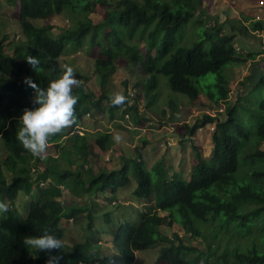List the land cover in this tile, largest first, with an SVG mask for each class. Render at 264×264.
Here are the masks:
<instances>
[{
    "label": "trees",
    "instance_id": "1",
    "mask_svg": "<svg viewBox=\"0 0 264 264\" xmlns=\"http://www.w3.org/2000/svg\"><path fill=\"white\" fill-rule=\"evenodd\" d=\"M6 2L18 8L17 22L23 38L5 44L8 37L17 34H4L0 27V200L9 205L7 214L0 216V264H45L47 252H34L23 244L25 236L40 235L45 230L62 242L63 249L52 250L53 255L60 257L59 264H131L137 252L155 246L159 249L153 264H264V162H260L264 158V149L260 148L264 141V57L254 60L261 50L239 52L234 41L236 36L242 40L253 36L255 30H263L264 21L245 15L250 27L237 19L222 32V23L217 24L209 14L211 0ZM98 8L103 13L94 22L89 14ZM60 14L71 23L56 35L51 33V24L36 22ZM206 18L208 24L204 22ZM191 19L200 25L198 28L203 27L201 38L188 47H175L177 31ZM211 39L210 47L204 49V41ZM5 45L10 47V53L4 51ZM86 45L89 51L98 47L107 56L94 57L100 93L94 95L84 81L74 85L75 121L53 134L44 153L29 162L33 155L15 137L21 113L35 107L34 90L23 78L30 77L38 87L46 88L49 81L62 73L60 56L65 50H80ZM113 54L124 57L140 73L133 71L135 82L128 91L124 82L125 100L120 105L111 104L109 99L114 94L108 90L115 71ZM28 55L39 59L35 69L26 62ZM249 61V73L240 80L239 93L235 99L229 98L230 78L224 66ZM207 73H216L214 92L207 93V99L214 106L223 104L222 110L213 115L203 113L191 125L171 122L169 118L178 120V113L174 114L176 105L173 101L164 102L166 106L157 105L161 92L158 76L166 77L169 89L193 100L199 93L193 79ZM139 102H145L146 107L155 105L153 111L162 116L170 111L167 121L176 125L173 132L178 136V144H182L181 151L185 149L186 136L191 138L196 130L213 124L209 156L204 157L200 147L192 142L193 165L188 178L182 173L170 174L162 158L146 167L140 147L147 146L149 140L143 136L131 163L128 156L122 155L117 168L100 167L93 163L99 156L93 152L88 135L73 131L80 118L92 111L137 126L147 119L138 111ZM112 141L110 132H98L93 144L107 151ZM49 146L54 147L56 155L48 153ZM73 163L77 164L76 169L72 168ZM38 164L43 169L36 176L31 168ZM128 173L136 183L132 195L141 201L144 211L140 210L135 219L118 214L120 221H115L112 211H108L102 218L105 230L100 225L96 227L97 216H93L91 205L96 193L108 189L112 193L111 203L117 189L128 184ZM47 178L46 187L34 186L37 180ZM58 182L74 194L85 192L88 199L84 205L65 204ZM19 193L31 196L21 218L20 211L12 207ZM83 213L84 237L68 247L59 223L62 219L76 221ZM174 224L190 238H200L204 246L186 245L176 233L166 235L160 230L162 225ZM202 225L206 232L200 229ZM230 226L236 237L231 241L237 242L234 250L230 248L232 242L227 243L229 236L225 234L224 238L217 233ZM104 231L110 235V245L101 246L97 236Z\"/></svg>",
    "mask_w": 264,
    "mask_h": 264
},
{
    "label": "rangeland",
    "instance_id": "2",
    "mask_svg": "<svg viewBox=\"0 0 264 264\" xmlns=\"http://www.w3.org/2000/svg\"><path fill=\"white\" fill-rule=\"evenodd\" d=\"M258 1L259 0H211V2L208 4V11L210 15L214 16L217 24L222 23V32H226L227 27L230 26L231 22L237 19H240L247 27H250L249 20L244 19V16L249 15L251 17V15L256 12V3H258ZM101 13H103V10L101 8H98L90 13L89 17L92 21L96 22L100 18ZM17 18L18 8L14 5L8 4L6 0H0V27L3 30V33L7 34L9 32L10 34H17L14 37H8L5 44H7L8 42L11 43V41H15L17 37L23 38L20 33ZM192 20L193 19L184 23L177 31L175 38V47H188L192 44V42L201 38L203 27L198 28V26L200 25ZM36 22L51 24L53 26L51 30V33L53 35H56L59 32L60 28L68 27L71 23L64 14L53 15L46 18V20H36ZM204 22L205 24H208L209 21L206 18ZM0 36H2V32L0 33ZM212 39L214 40V37ZM212 39L204 41V49H208L210 47ZM234 41L236 43V46L238 47L239 52H247L251 49L259 51L261 49L262 53L257 55L254 60L259 61L262 57H264V29L253 31V36H245L242 40L238 39L236 36ZM9 48L10 47L8 45H5L4 51L10 53L11 51L9 50ZM140 51L143 52L144 48L141 47ZM97 56L105 59L107 58L105 54L100 53L98 47H94V50L92 49L91 51H89L87 45L80 50H73V48L69 49L68 47V49L65 50V52L60 56L62 66L71 67L78 83L84 81V86L88 90H91L94 95H98L100 93L99 82L97 83L99 78L98 75L94 74V57ZM120 58L121 56L117 57L116 54H113L112 56V64L115 66V71L112 73L113 76L109 82L113 87H109L108 85V90L113 93L119 92L122 94V89L125 87L124 82H126L127 91L128 89H131L133 84L132 81L135 82L133 71L137 70L133 69V66H130L129 61L125 60L124 57V60ZM249 65L250 61L245 63H227L224 66V69L226 70V76L230 78L229 83L227 81L229 86V98L235 99V97L239 93L240 80H243L249 73ZM137 73L140 74L138 71ZM84 76H86L87 78L84 79ZM158 79H160L161 82L159 84V90L161 92L158 97L159 102L157 103V105L159 107H162L163 105L166 106V104H163L164 102L173 101L176 105V111L174 112V114L178 113V120L169 118L168 116H170V111L166 109V113L164 116H162V113L161 115H159V111H153L154 107H156L155 105L146 107L145 102H139V104L137 105L138 111L145 114V117L147 118L146 122H142L137 125V127H144L140 131H135L133 127H130L133 126L132 122H123L121 120L115 119L112 120L109 118L107 113L99 114L92 111L89 115L87 114L80 118L79 125L82 126L83 129L88 131L86 134L89 137V142L92 144V147L94 146V149L101 154L102 159L98 157L93 160L96 165L106 169L117 168L118 164L120 163V156L122 155L128 156L127 161L131 163L132 159L136 155L134 153L136 145L142 142L141 138L143 137L149 140V142L146 144L147 146L140 147V154L144 160L143 162H145L146 166H149L154 160H159V157L164 154L163 162H170L171 164H167L170 174L173 173V170H181L184 177H189V171L193 164L192 142L194 145L200 147V151L204 157L210 155L212 148L211 135L213 124H206L205 126H203V128L196 130L191 138L186 136L184 140L185 149L181 151L179 149H182V144H178V136L175 132H173L175 128L172 129V127H175L176 125L170 124L169 121H167V117L171 120V122L177 121V123L180 124L191 125L195 119L201 118L203 113L213 115L219 108H223V104L214 106L213 103H211L207 99L206 95L209 92H214V87L212 84L216 81V73H207L203 76L193 79L194 84L199 91L198 97L193 100H190L186 95L182 93L175 92L169 89L165 76L159 75ZM129 93L131 94L130 91ZM154 103L156 104V102ZM106 131L110 132L113 138L110 150L99 151L98 147L93 144L95 134H97L98 132ZM116 135H119V141L114 139V136ZM167 142L171 143L170 147L167 149L170 153L169 155L166 153H162L167 148ZM260 148L264 149V141L261 143ZM47 151L49 154L51 153L52 155H56L53 146H49ZM34 159V156H32L31 158L29 157V162L34 161ZM180 160L182 162L181 165ZM260 162H264V158H261ZM241 164L242 161L239 158V166ZM39 166L40 165L38 164L37 167ZM74 167L76 169V164L74 165ZM5 173L8 178L10 176L9 173L7 171H5ZM129 177L130 179L128 184L124 187L119 188L116 194L112 196L114 199V201H111L112 203H109L110 201L108 198L100 196L94 202V204H91L93 208L92 214L93 216H97V219L94 221L96 227L100 225V227H102L103 229L106 228L105 224L102 223V218L108 211H112L111 214L113 217H115V221H120V217L123 218L124 215L128 219H135L140 210L144 211V208L140 203L141 201H137L134 195H132V193L130 192V186L135 185V181L133 180L131 175H129ZM67 193H71L72 195ZM103 195H105V193ZM29 198L30 196L24 193H19V195L16 197V201L14 202L12 207L20 211L19 218L23 217L26 214L27 210H22L28 202ZM87 199L88 198L85 192L77 195L74 194L73 191H64V193L62 194V201H64L65 204L70 202H77L80 205H84ZM114 202L115 204H113ZM122 204H124V208L116 206ZM91 205L89 202L88 206L91 207ZM118 214L120 215V217L118 216ZM85 215L86 213L81 214L79 216L80 218L71 223L64 221L63 219L60 221L59 226L64 230L63 240L68 247L72 245V242H78L84 237V232L82 230L84 223L82 222L83 220H85ZM203 226L204 225H202L200 229H203L205 230L203 232H206V227ZM160 230L166 235L176 233L186 245L195 246L197 248H202L204 246L200 238H190L189 235L185 234L182 231L181 227L177 224H174L170 227H168L167 225H162L160 227ZM217 233L222 235V237L224 238L229 236V241L227 243L229 245V242H232L230 246L231 250L237 248V242L231 241L232 239L236 238L235 231H231V226L217 231ZM225 234H227V236H225ZM97 237L98 240L102 241V243H100L101 246L103 244L110 245V242H108L110 235L105 231L101 233V238L99 237V235ZM158 249L159 246H155L154 248H149L147 250L137 252L135 255V261H133V263L131 264H153L158 254ZM106 251L111 250L109 249Z\"/></svg>",
    "mask_w": 264,
    "mask_h": 264
},
{
    "label": "clouds",
    "instance_id": "3",
    "mask_svg": "<svg viewBox=\"0 0 264 264\" xmlns=\"http://www.w3.org/2000/svg\"><path fill=\"white\" fill-rule=\"evenodd\" d=\"M257 13H261L262 17L260 20L264 21V9H262L261 11L257 10ZM25 60L33 69H35L40 63L39 59L36 56H32V55L26 56ZM23 82L34 90V98L32 102L35 105V107L25 108L23 110V112L19 117L20 126L18 130H16L15 132V137L20 142L22 147L26 149L28 152H30L33 156H40L42 153H44L49 138L53 134L60 132L62 128L71 125L75 121L73 105L76 103L77 97L72 94V88L74 85H77L78 81L74 76L73 69L71 67L65 66L62 73L57 78L49 81L46 88L38 87V85L35 82H33V80L30 77H24ZM109 99L111 104L120 105L124 102L125 97L123 94L116 92L112 94L109 97ZM218 110L221 111L222 109L219 108ZM87 114L88 113H86V115ZM130 127H133L134 130L137 131H140L142 128H144L137 126H130ZM173 128L174 127H172V129ZM73 131H75L77 134H86L88 132L87 130L83 129V127L80 125L75 126L73 128ZM70 133H72V131ZM114 139L119 141L120 139L119 135L114 136ZM170 145L171 143L167 142V146H166L167 148L162 153H166L169 155L167 149L170 147ZM137 147L138 146L136 145V148ZM93 150L94 153L98 154V156L101 158V154L94 149V146H93ZM159 158L164 159V154L161 155V157ZM166 164L171 165L170 162H166ZM74 165L75 164L73 163L72 164L73 169H75ZM86 166L87 164H85V168ZM76 168H77V164H76ZM42 169L43 167L41 165L39 167H37L36 165L34 166V168H31V173L34 172V174L37 176V173L40 172V170ZM174 172H176L177 175L182 173L181 170L179 171L173 170V173ZM128 174L131 175V173ZM35 175L33 176L35 177ZM129 175L128 178L130 179ZM48 181H49L48 178L46 180L39 179L34 183V186L38 185L39 187L44 188L47 186ZM135 185L130 186L131 193L133 192L131 190ZM57 187H59L62 194L64 193V191L70 192L71 190L70 188L65 186V184L59 182L57 184ZM104 193L105 195H103ZM67 194L72 195L71 193H67ZM111 194L112 193L108 191V189L99 191L98 193H96L94 197L95 198L94 202L100 196L106 197L110 200ZM28 205H29V200L24 208H27ZM8 211H9L8 203L3 200H0V216H4L5 214H7ZM64 221H70V219ZM23 244L26 246V248L34 252H40V251L47 252L48 256L47 259L45 260V264H59L60 257L58 255H53L52 250L63 249L62 242L56 235L52 234L48 230L43 231V233L40 235L25 236L23 239Z\"/></svg>",
    "mask_w": 264,
    "mask_h": 264
},
{
    "label": "built area",
    "instance_id": "4",
    "mask_svg": "<svg viewBox=\"0 0 264 264\" xmlns=\"http://www.w3.org/2000/svg\"><path fill=\"white\" fill-rule=\"evenodd\" d=\"M257 6H258V11H261L262 9H264V0H259L258 3H257ZM261 14L260 13H257L254 18L256 20H260L261 19Z\"/></svg>",
    "mask_w": 264,
    "mask_h": 264
},
{
    "label": "crops",
    "instance_id": "5",
    "mask_svg": "<svg viewBox=\"0 0 264 264\" xmlns=\"http://www.w3.org/2000/svg\"><path fill=\"white\" fill-rule=\"evenodd\" d=\"M257 10H258V7L256 6V12H252L253 14L251 15V17H254L256 14H257ZM249 16V15H248ZM250 17V16H249ZM250 20H252V18L250 19ZM261 50V49H260ZM250 51H255V52H257V50H250ZM241 52V51H240ZM263 55H264V53H263ZM168 119V118H167ZM175 122V121H174ZM144 139H146V138H144ZM168 151V150H167ZM169 152V151H168ZM170 154V153H169Z\"/></svg>",
    "mask_w": 264,
    "mask_h": 264
}]
</instances>
